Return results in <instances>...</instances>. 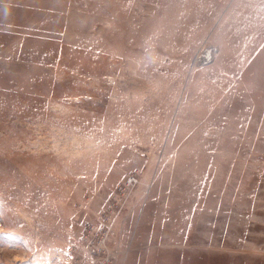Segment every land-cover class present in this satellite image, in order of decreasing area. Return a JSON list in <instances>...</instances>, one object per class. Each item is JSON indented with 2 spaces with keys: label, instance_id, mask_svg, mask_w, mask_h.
Here are the masks:
<instances>
[{
  "label": "rangeland",
  "instance_id": "rangeland-1",
  "mask_svg": "<svg viewBox=\"0 0 264 264\" xmlns=\"http://www.w3.org/2000/svg\"><path fill=\"white\" fill-rule=\"evenodd\" d=\"M114 214L113 264H264V0H0V264Z\"/></svg>",
  "mask_w": 264,
  "mask_h": 264
},
{
  "label": "built area",
  "instance_id": "built-area-1",
  "mask_svg": "<svg viewBox=\"0 0 264 264\" xmlns=\"http://www.w3.org/2000/svg\"><path fill=\"white\" fill-rule=\"evenodd\" d=\"M137 179L130 177L126 183L127 186L133 185ZM94 226H90L88 231L94 230ZM96 237H99L97 240ZM107 233L105 231L96 230L94 237L90 239L92 246L90 247V256L79 259L75 264H112V254L106 248Z\"/></svg>",
  "mask_w": 264,
  "mask_h": 264
},
{
  "label": "bare ground",
  "instance_id": "bare-ground-1",
  "mask_svg": "<svg viewBox=\"0 0 264 264\" xmlns=\"http://www.w3.org/2000/svg\"><path fill=\"white\" fill-rule=\"evenodd\" d=\"M130 177H135L137 180L135 181V183L133 185L127 186L126 183L128 181V179ZM130 177H128V179L126 181H123L121 184H119L118 189L120 188V190L122 191L121 194H123L124 196H127L129 194H127L126 190L131 189L132 187H134L137 183H138V177L131 175ZM123 184V185H122ZM122 185V186H121ZM116 221V216L115 214L112 215L111 217H106L101 224H99L98 226L95 225L94 223H88L85 226V233H84V238L86 240V251L84 253V257H88L90 256V247L92 246L90 239L92 237H94V235H91L90 232L88 231V228L90 226H94L96 228V230L99 231H105L107 233V240L106 243L108 241V238L110 236L111 231H113V227H114V223ZM117 255H114V253L112 254V264L114 263V260L116 258ZM83 258V257H82Z\"/></svg>",
  "mask_w": 264,
  "mask_h": 264
}]
</instances>
